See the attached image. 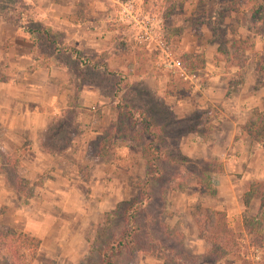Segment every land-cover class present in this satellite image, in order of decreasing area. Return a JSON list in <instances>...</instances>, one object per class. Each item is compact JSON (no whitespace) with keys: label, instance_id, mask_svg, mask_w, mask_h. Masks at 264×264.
<instances>
[{"label":"rangeland","instance_id":"1","mask_svg":"<svg viewBox=\"0 0 264 264\" xmlns=\"http://www.w3.org/2000/svg\"><path fill=\"white\" fill-rule=\"evenodd\" d=\"M138 1L145 11L160 19L163 37L176 57L180 51L203 55L204 67L196 72L199 86L186 82L182 93L166 94L167 83L179 78L157 65L156 53L140 45L127 24L120 23L125 34L123 39L115 37L116 49L108 57H89L98 65L107 63L115 74L108 75L100 66H79L45 41L28 38L24 28L44 27L37 22L28 0H0V19L9 21L10 30L16 25L22 35L16 41L31 43L33 48L34 58L28 71L63 66L67 75V89L61 98L65 104L59 105L55 98L56 107H46L50 115L48 123L35 132L34 144L48 158L37 163L40 172L35 168L29 175L20 168V158L31 144L23 132L18 134L20 144L13 150L6 152L0 148V174L12 192H16L15 205L26 210L23 220L29 219L26 223L29 231L40 240L41 248L32 264H101L100 250L129 226L124 218L126 207L138 199L139 182L149 169L142 155L146 138L141 134L136 114L135 120L122 115V122L118 121L116 103H125L135 112L143 111L156 129L158 147L164 149L165 156L158 161L161 175L151 181V200L135 215L137 230L131 236L135 248L151 252L120 248L110 255L112 264H162L164 259L171 264H240L235 256H226L216 263L204 258V244L197 238L191 216L204 209H215L217 197L199 194L193 178H186L181 189L171 188L173 173L178 169L170 160L188 158L191 162L184 168L193 164L204 168L203 160L221 164L216 156L204 154L199 147L200 142L214 138L218 116H222L220 111L226 110L225 103L220 105L223 92L218 87L211 96L213 101L219 100L217 106H207L204 100L210 96L203 89L210 83V76L220 74L215 71L218 67L228 74L216 79L217 82L225 84L231 80L234 66L225 67V62L232 54L237 56L233 60L241 65L243 80L248 79L246 71L254 67L253 55L262 45L254 42L255 35L248 27V6L239 0ZM231 2L235 11L227 8ZM52 33L55 39L63 41ZM234 39L244 46L241 52L230 48ZM3 78L2 70L0 79ZM51 78L49 86L39 91L53 98L60 92L56 93L58 82ZM249 79L253 81L250 75ZM255 79L256 74L254 82ZM33 80L43 82L44 75L36 72ZM39 110L42 112L44 108ZM202 120L206 121L203 138L190 136L194 133L188 129L193 125L198 129ZM44 164L46 169L41 168ZM24 173L32 177L29 179L32 183ZM19 178L26 181L25 189L19 187ZM254 207L250 202L241 216L229 215V227L234 231H242L244 224L251 227L248 217L255 212ZM12 208L5 205L0 208V222L9 221L18 227L22 215L15 216ZM39 213L44 219H37ZM22 226L19 230H25ZM258 230L257 237L246 233L239 240L241 245L248 244L240 256L264 263V221ZM248 236L252 237L250 241L246 240ZM0 257V264H7L5 252Z\"/></svg>","mask_w":264,"mask_h":264},{"label":"crops","instance_id":"2","mask_svg":"<svg viewBox=\"0 0 264 264\" xmlns=\"http://www.w3.org/2000/svg\"><path fill=\"white\" fill-rule=\"evenodd\" d=\"M28 1L37 16L38 23L50 27L52 32L60 36V40L71 42L87 57H108L116 49V47H113L116 42L115 37L123 39L122 36L125 34L121 26L125 23L117 18L118 7L115 9V0H111L112 3L108 2L110 0ZM8 22V20L6 22L5 19H0V71L3 70L4 74V78L0 79V148L6 152L13 150L16 145L20 144L18 134L23 132V135L27 136V140L31 141V144L28 145L29 149H26L20 158V168L24 172L28 171L30 175L35 168H38L37 171L40 172V167L37 164L40 160L48 161L46 153L34 144L35 132L44 127L49 121L50 115L47 114L46 107H56L57 101L59 105L65 104V99L62 100L61 98L67 89V75H65L66 71L63 66H50L49 68H43L41 71L40 69L28 71V65L34 58L31 43L24 41L21 44L16 41L17 39L21 40L22 35L17 31L16 25L10 30ZM254 42L262 44L257 51L258 54H264L263 40L255 36ZM233 66L234 69L231 72L235 74L241 67ZM220 70H222V67L215 69L220 74L210 76V83L203 89V92L210 96L204 100V103L207 106H210V104L217 106L219 100L213 101L211 96L215 95L214 92L219 87L223 92L220 105L225 103L224 108L226 110L224 113L220 111L222 116H218L219 122L216 121L218 127L214 130L213 140L200 142L199 148L204 154L209 153L222 161V174L217 178L215 197L218 201L215 209L225 211L227 221L229 215L231 217L241 216L244 207H246L242 203L241 195L247 184L251 180H264V142L251 141L247 135L242 133L241 129L251 109H261L264 87L254 88L256 71L252 65L245 74L248 79L244 78L241 87L226 96L225 91L228 82L224 84L217 82V80L219 77L226 76L228 72H221ZM36 72H41L44 75L43 82L33 80ZM249 75L253 78V81L249 79ZM52 76L58 82L55 87L56 93H60L50 98L40 93L39 90L49 86L48 80H51ZM221 84L223 86H220ZM55 98L57 101H55ZM39 108H44V110L41 112ZM16 128L24 131L16 132ZM190 136L200 137L195 133ZM41 168L46 169V165L44 164ZM24 175L32 183L29 180L32 177L25 173ZM46 185L48 183H42V186ZM15 197L16 192H12V189L0 174V208L4 205L7 207L13 206L12 212L15 216L17 214L22 215L19 219L20 222L18 221L20 224L18 227L23 224L22 227L25 230H19L9 221L2 222V224L13 230L34 235L26 225V223H29V219L23 220L26 217V210L15 205ZM41 201L43 202V200ZM250 202L255 205V210L257 200ZM41 218L44 219V215L39 213L37 219L41 220ZM38 224L41 223L38 222ZM40 248L41 245L39 244L36 256L31 264L36 260Z\"/></svg>","mask_w":264,"mask_h":264},{"label":"trees","instance_id":"3","mask_svg":"<svg viewBox=\"0 0 264 264\" xmlns=\"http://www.w3.org/2000/svg\"><path fill=\"white\" fill-rule=\"evenodd\" d=\"M241 4L247 5L248 13V27L252 30L255 36H258L263 40L264 44V0H239ZM230 11H235L236 6L234 3H230L227 7ZM23 31L27 34L28 38L35 42L45 41L47 44L53 46L55 52H61L68 55L79 66H90L92 68L101 67L108 75L115 74V70L109 68L107 63L102 62L100 65L94 63L89 57L84 56L81 51L74 47L71 42L59 41L53 37L52 30L48 26L44 27H26ZM230 48L241 52L242 46L239 39H234L229 43ZM178 58L181 67L187 72H197L204 67V58L201 53L180 51L178 52ZM227 58V57H226ZM237 56L231 55L230 59H226L225 67L236 65L240 67V63L235 62ZM254 67L256 71V79L254 88L264 87V54L255 53ZM235 59V60H233ZM243 81V75L241 70L237 71L231 80L227 83L225 95L229 96L231 92L237 91ZM186 82L177 80H171L166 85V94H180L184 90ZM118 113L116 114L118 121L122 122L121 116L133 120L134 115L139 116L141 134L146 138V141L142 144V155L145 164L149 168L144 174V179L139 182L140 195L138 199L130 202L125 211V220L128 223V227L120 232V234L109 239L105 247L100 250L102 258L101 264H112L110 255L120 248H126L130 251H142L151 252L149 249L135 248L133 244L132 235L136 232L137 226L134 225L135 215L138 211L144 209L145 205L151 200V181L153 178L161 175L162 170L158 165V161L165 156L163 148L158 147L160 142L155 127L152 125L148 117L143 114V111H133L125 103H116L115 105ZM124 109V110H123ZM135 120V119H134ZM199 124V128L188 129L189 132L195 133L203 138L204 123ZM120 128V126H118ZM242 133L247 135L251 141L256 143L264 142V98L262 101L261 109H251L246 121L241 126ZM173 165L176 166V173H173V184L171 188L181 189L185 186L186 178H193L198 188V193L213 197L217 192V178L222 174V166L220 163L214 160H203L205 167H200L197 164L194 167L184 168L186 163L191 162L188 158H172L170 160ZM183 169V171H182ZM183 172V173H182ZM19 187L25 189L26 181L22 178L18 179ZM241 200L244 205H248L250 201L257 200V207L255 212L248 217V222L253 225L247 227V224L243 225L242 231L232 230L226 221V213L219 209H204L192 214V221L196 230L198 239H201L204 244L205 252L204 258L210 263H216L222 260L226 256H235L240 259V264H264L252 261L251 259H244L240 255L242 252H246L248 244L241 245L240 239L249 234V236L259 235V226L264 221V180H251L245 191L241 195ZM244 221H246L244 219ZM247 223V222H246ZM255 227L253 229L252 227ZM246 228V229H245ZM247 231V232H246ZM246 237L247 241L252 237ZM249 243V242H248ZM40 240L38 237L26 232H20L9 228L8 226L0 223V250L7 255V264H31L35 258ZM162 264H171L168 259H164Z\"/></svg>","mask_w":264,"mask_h":264},{"label":"built area","instance_id":"4","mask_svg":"<svg viewBox=\"0 0 264 264\" xmlns=\"http://www.w3.org/2000/svg\"><path fill=\"white\" fill-rule=\"evenodd\" d=\"M118 7L117 18L129 25L135 32L136 41L146 50L155 52L157 65L177 76L179 79L199 86V76L196 72H187L175 56L171 47L163 37L160 19L145 11L138 0H115Z\"/></svg>","mask_w":264,"mask_h":264}]
</instances>
